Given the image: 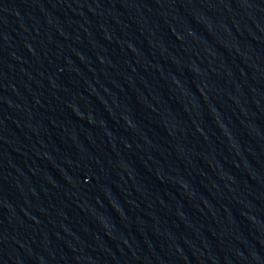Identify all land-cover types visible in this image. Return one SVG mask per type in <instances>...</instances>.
Segmentation results:
<instances>
[{
  "label": "water",
  "instance_id": "1",
  "mask_svg": "<svg viewBox=\"0 0 264 264\" xmlns=\"http://www.w3.org/2000/svg\"><path fill=\"white\" fill-rule=\"evenodd\" d=\"M0 264H264V0H0Z\"/></svg>",
  "mask_w": 264,
  "mask_h": 264
}]
</instances>
